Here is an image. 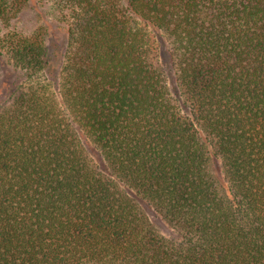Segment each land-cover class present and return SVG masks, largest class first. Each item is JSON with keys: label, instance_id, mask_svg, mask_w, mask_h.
<instances>
[{"label": "trees", "instance_id": "obj_1", "mask_svg": "<svg viewBox=\"0 0 264 264\" xmlns=\"http://www.w3.org/2000/svg\"><path fill=\"white\" fill-rule=\"evenodd\" d=\"M54 1L59 80L0 36V264H264V0Z\"/></svg>", "mask_w": 264, "mask_h": 264}, {"label": "rangeland", "instance_id": "obj_2", "mask_svg": "<svg viewBox=\"0 0 264 264\" xmlns=\"http://www.w3.org/2000/svg\"><path fill=\"white\" fill-rule=\"evenodd\" d=\"M55 6L54 0L25 1L20 11L10 16L9 22L0 19V36L9 30H20L25 34L41 31L43 39L50 50L52 66H54L52 67L53 73L55 74L54 68H56V73L59 76L57 80H59L67 45V30L63 21L59 18V9ZM53 73L52 75H54ZM16 80L17 73L12 68L7 56L4 54L0 55V106L8 96ZM90 145L88 146L89 149L91 148ZM210 162L213 175L220 185L227 190L220 158L211 154ZM145 212L160 235L166 238L173 236L171 225L165 218L151 209H147Z\"/></svg>", "mask_w": 264, "mask_h": 264}]
</instances>
